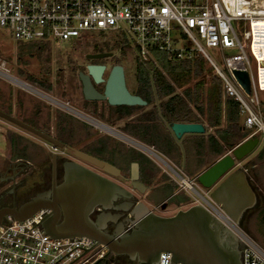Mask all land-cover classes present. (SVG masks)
Returning a JSON list of instances; mask_svg holds the SVG:
<instances>
[{
    "label": "flooded vegetation",
    "instance_id": "af4514ba",
    "mask_svg": "<svg viewBox=\"0 0 264 264\" xmlns=\"http://www.w3.org/2000/svg\"><path fill=\"white\" fill-rule=\"evenodd\" d=\"M97 56L104 58L95 59ZM132 63L127 54L116 55L96 43L89 53L66 55L57 69L47 64L25 75L20 93L0 94V111L17 121L0 118V209H18L39 196L51 201L54 191L68 187L67 176L77 170L100 176L130 192L127 198L115 201L110 210L97 208L93 216L96 219L109 215L110 234L120 227L128 231L132 226L131 207H145L156 215L171 217L172 206H193L190 198L176 189L177 183L172 178L167 180L166 167L172 173L179 171L168 165L162 150L167 147L198 168L214 158V133L201 123L206 129L204 135L177 140L172 124L195 123L173 117L170 101L183 97V90L176 88L170 96H160L155 86H143L142 73L137 68L133 70ZM90 66L105 67L101 82L96 81ZM115 67L123 68L127 91L146 105H113L108 98L85 97L81 75L88 78L99 95L105 96ZM193 143L201 152L194 150L190 156ZM248 168L249 165L247 174ZM260 204L258 196L257 206Z\"/></svg>",
    "mask_w": 264,
    "mask_h": 264
},
{
    "label": "built area",
    "instance_id": "2783aa9c",
    "mask_svg": "<svg viewBox=\"0 0 264 264\" xmlns=\"http://www.w3.org/2000/svg\"><path fill=\"white\" fill-rule=\"evenodd\" d=\"M262 21L264 0H0V28L18 43L77 44L86 33L103 32L127 39L142 62H156L155 53L175 62L202 57L220 80L224 100L231 98L238 105L244 130L252 131L247 140L261 135L264 142V104L259 99L264 93ZM212 50H217L223 67ZM236 71L248 73L249 94L235 78ZM0 77L24 86L10 75L2 58ZM170 177L179 191L191 194L192 205L204 206L239 239L242 264H264L260 246L209 199L208 192L196 190L195 179L176 171ZM48 212L41 210L24 222L11 217L3 222L0 264H105L106 258L108 264H118L117 257H107V248L93 240L47 235L41 222ZM158 264H172V255L162 253Z\"/></svg>",
    "mask_w": 264,
    "mask_h": 264
},
{
    "label": "water",
    "instance_id": "95a60500",
    "mask_svg": "<svg viewBox=\"0 0 264 264\" xmlns=\"http://www.w3.org/2000/svg\"><path fill=\"white\" fill-rule=\"evenodd\" d=\"M89 70L95 75L97 82L102 81L101 75L105 67L90 66ZM123 71L122 67L114 68L105 96L99 95L88 83V78L81 75L85 84V97L88 100L108 98L113 105H146L141 98L132 96L127 91ZM234 76L249 94L251 82L248 73L236 71ZM0 118L17 123L13 117L1 111ZM205 130L201 123L171 125V131L177 140L184 136L204 135ZM258 146L257 138L244 141L195 178L196 190L209 191V199L240 227L247 212L258 205V196L246 172L248 165L242 166L243 161ZM76 155L81 156L77 152ZM106 170L112 172L109 168ZM80 184L85 186L77 187ZM66 185L68 187L54 191L51 201H43L39 196L18 209H0V226L8 217L24 222L39 211L47 210L49 215L41 222L47 235L54 239L88 238L105 246L108 250L107 257H125L135 264H158L160 255L166 253L172 255V264H242L239 239L202 205L180 210L171 217H162L145 207L134 206L130 208L132 229L125 231L120 227L110 234L107 230V224L112 223L109 215H99L96 219L93 216L97 213V208L110 210L115 201L127 198L130 192L100 176L81 170L71 172L67 176ZM104 262L108 264L107 258Z\"/></svg>",
    "mask_w": 264,
    "mask_h": 264
},
{
    "label": "trees",
    "instance_id": "16d2710c",
    "mask_svg": "<svg viewBox=\"0 0 264 264\" xmlns=\"http://www.w3.org/2000/svg\"><path fill=\"white\" fill-rule=\"evenodd\" d=\"M18 46L36 50L41 61H46L52 54L50 44L18 43ZM129 50L131 51L130 47L127 51ZM155 55L156 62L137 60V70L142 73L141 77L144 79L143 86H155L157 93L163 97L170 96L176 88H181L183 97H175L170 101L173 103V117L180 122L192 120L195 123H202L206 118L207 124L217 130V136L213 139L217 156H222L226 148L234 149L249 137L250 134L246 133L240 123L236 102L231 98L223 100L220 80L217 77H209L207 86L202 80L207 70L202 57L175 62L162 53ZM195 80L197 81L194 82ZM117 263L135 264L125 257L117 258Z\"/></svg>",
    "mask_w": 264,
    "mask_h": 264
},
{
    "label": "rangeland",
    "instance_id": "374dc122",
    "mask_svg": "<svg viewBox=\"0 0 264 264\" xmlns=\"http://www.w3.org/2000/svg\"><path fill=\"white\" fill-rule=\"evenodd\" d=\"M236 25V23H235ZM243 29H239L238 33L240 37H242ZM81 45L75 46L72 42H56L52 45V54L49 59L46 61H41L38 59L36 50L24 47L20 48L18 46V42L12 37L11 33H9L6 29L0 28V58H2L8 64V69L10 70V75L14 78H17L21 82L24 79V76L32 73L33 71H38L39 69H43L47 64H51L53 69H57L59 65L62 66V58L66 55L75 54V53H89L91 52V48L94 44L99 43L105 46L107 51H113L115 54H127L132 60V69L135 70L137 68V59L134 50L127 51L128 47L131 45L130 42L125 39L122 40L119 36L103 33V32H94V33H86L84 34L83 42H79ZM80 48V50L78 48ZM131 48V47H130ZM232 51L230 54H234ZM210 54L213 58H215L219 65L223 67V63L221 61V57L218 56L217 50L210 51ZM206 73L202 80L205 81L206 86L209 84L210 78L215 77L212 75L211 67L205 62ZM195 80L194 82H196ZM193 82V83H194ZM213 82V80H212ZM21 88L23 86H19L12 82H9L6 78L0 77V94L6 96V94L16 95L21 92ZM58 99L57 97H55ZM259 99L264 104V93H259ZM203 123L206 125V118L203 119ZM207 126H209L207 124ZM210 127V126H209ZM208 127V128H209ZM224 127L222 126V130ZM209 133H214V137L217 136V130L210 127ZM246 133L250 134L252 131L246 130ZM259 140V146L251 153L249 157H247L242 166L249 165L248 168V177L250 182L252 183L253 189L256 194L260 197L261 204L253 209L241 228L248 234L250 237L260 246V248L264 251V142L262 140V136L259 135L256 137ZM230 153L229 150H226L221 158L228 155ZM216 160H220V157ZM168 165L172 168L174 166L169 161L165 160ZM211 165L213 163V159L208 161ZM168 173L172 174L170 168H165ZM181 174V173H180ZM185 177L191 178L188 176V173H183ZM176 186V185H175ZM179 187L176 186V189ZM192 194L194 192H191ZM182 196H187L191 198V194L187 191L181 192ZM190 195V197H189ZM188 204H190L188 202ZM190 206H172L170 208L169 213L175 215L180 210H186Z\"/></svg>",
    "mask_w": 264,
    "mask_h": 264
},
{
    "label": "crops",
    "instance_id": "0c3cea01",
    "mask_svg": "<svg viewBox=\"0 0 264 264\" xmlns=\"http://www.w3.org/2000/svg\"><path fill=\"white\" fill-rule=\"evenodd\" d=\"M223 100H224V98H223ZM240 123L242 125V120L241 119H240ZM198 148H197L196 144L193 143V145H191L189 147V154H190V156H192V154H194V150H198L199 151L200 148L199 149ZM226 150H229V149L226 148L225 151ZM229 151H231V150H229ZM199 152H201V151H199ZM162 153L164 155V158L167 161H169L170 163H172V165L174 167H176V169L179 171V173H182V174L183 173H188V176L191 177L190 179H195L196 177H198L199 175H201L204 171H206L210 166H212L214 163H216L217 161H219V160H216L215 157H217V159L219 157L221 159V157H222V156H217L216 155V152H215L214 153V158H213V163L211 165L206 163L203 166H199L198 168H195V166H194L193 163H188L185 160L180 159L178 157V155L174 151L170 150L167 147L162 150ZM167 174H168L167 175V180L168 181L172 180L168 172H167Z\"/></svg>",
    "mask_w": 264,
    "mask_h": 264
},
{
    "label": "bare ground",
    "instance_id": "6f19581e",
    "mask_svg": "<svg viewBox=\"0 0 264 264\" xmlns=\"http://www.w3.org/2000/svg\"><path fill=\"white\" fill-rule=\"evenodd\" d=\"M261 26H264V21H262ZM17 83H19V82H17ZM187 188H191V186L190 185H187Z\"/></svg>",
    "mask_w": 264,
    "mask_h": 264
}]
</instances>
